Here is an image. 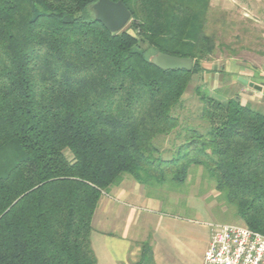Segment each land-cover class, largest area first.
<instances>
[{"label": "trees", "instance_id": "trees-1", "mask_svg": "<svg viewBox=\"0 0 264 264\" xmlns=\"http://www.w3.org/2000/svg\"><path fill=\"white\" fill-rule=\"evenodd\" d=\"M97 1L0 0V264H97L101 197L124 177L183 184L191 167L238 225L264 235V114L201 96L199 125L173 115L201 62L225 47L227 12L212 0H111L134 32L111 34L87 10ZM146 49L192 69L161 70ZM139 249L133 264H155L149 241Z\"/></svg>", "mask_w": 264, "mask_h": 264}, {"label": "rangeland", "instance_id": "rangeland-1", "mask_svg": "<svg viewBox=\"0 0 264 264\" xmlns=\"http://www.w3.org/2000/svg\"><path fill=\"white\" fill-rule=\"evenodd\" d=\"M212 4L215 8L227 12L223 29L218 34L219 42L225 47H222L221 51H216L208 60L201 62L204 71L193 76L182 103L173 111V115L179 118L180 126L186 124V127H194L200 124L201 96L212 97L218 101L237 96L242 104L264 114V97L258 105V101L253 99L256 90L250 88L247 92L242 91L241 87L244 85L239 82L240 77L236 72V69L240 68L239 70H243L242 73L249 77V80L257 81L259 74L257 69L260 62H264V58H258L254 53L264 52V40L262 44L260 38L263 36L260 33L264 31V0H212ZM128 24L122 31L133 35L134 32L129 29ZM259 39L260 41H257ZM145 47L143 45V48ZM146 50V57L151 59L155 55L153 50ZM164 140L165 148L168 145L167 138ZM146 189L152 198L159 201L164 213L186 221H197L209 232L210 224H241L235 214V208L225 202L222 195L216 191L212 179L201 167H191L189 176L183 184H166ZM103 224L95 222L93 229L114 233H119L121 229L119 224L112 226L104 221Z\"/></svg>", "mask_w": 264, "mask_h": 264}, {"label": "crops", "instance_id": "crops-1", "mask_svg": "<svg viewBox=\"0 0 264 264\" xmlns=\"http://www.w3.org/2000/svg\"><path fill=\"white\" fill-rule=\"evenodd\" d=\"M239 69H236L239 77L264 89V62H260L257 69V81L249 80ZM241 88L245 92L250 89L245 85ZM263 89L254 92L253 99L258 103L264 97ZM146 190L131 178L124 177L100 199L90 236L97 264H129L138 259L139 244L146 241L152 247L155 264H202L209 244V230L197 221H186L164 213L159 201ZM103 221L112 226L119 224V233L93 229V223L103 224Z\"/></svg>", "mask_w": 264, "mask_h": 264}, {"label": "built area", "instance_id": "built-area-1", "mask_svg": "<svg viewBox=\"0 0 264 264\" xmlns=\"http://www.w3.org/2000/svg\"><path fill=\"white\" fill-rule=\"evenodd\" d=\"M202 264H264V235L238 224H210Z\"/></svg>", "mask_w": 264, "mask_h": 264}, {"label": "water", "instance_id": "water-1", "mask_svg": "<svg viewBox=\"0 0 264 264\" xmlns=\"http://www.w3.org/2000/svg\"><path fill=\"white\" fill-rule=\"evenodd\" d=\"M92 20L99 22L109 33L118 34L129 23L131 13L121 2L111 0H98L87 8ZM150 62L157 68L168 70L191 71L192 60L190 58H178L162 53H156L151 57ZM239 82L249 88L262 91V86L255 85L246 79L238 78Z\"/></svg>", "mask_w": 264, "mask_h": 264}]
</instances>
